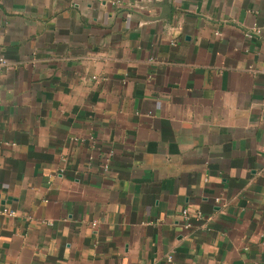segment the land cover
Returning a JSON list of instances; mask_svg holds the SVG:
<instances>
[{
    "label": "crops",
    "instance_id": "1",
    "mask_svg": "<svg viewBox=\"0 0 264 264\" xmlns=\"http://www.w3.org/2000/svg\"><path fill=\"white\" fill-rule=\"evenodd\" d=\"M0 59V264H264V0H0Z\"/></svg>",
    "mask_w": 264,
    "mask_h": 264
},
{
    "label": "built area",
    "instance_id": "2",
    "mask_svg": "<svg viewBox=\"0 0 264 264\" xmlns=\"http://www.w3.org/2000/svg\"><path fill=\"white\" fill-rule=\"evenodd\" d=\"M0 62H2L1 59H0ZM112 155H113V152L110 151L103 158V171H105V172L110 167V160H111ZM216 201H219V198H216ZM1 212L5 215H8V216H15L16 215V212L14 210H10V209L5 208V207L1 209ZM181 213L183 216V227H184V229H190L192 224L190 222V217L188 215L187 209H182ZM93 225H95V223H93Z\"/></svg>",
    "mask_w": 264,
    "mask_h": 264
}]
</instances>
